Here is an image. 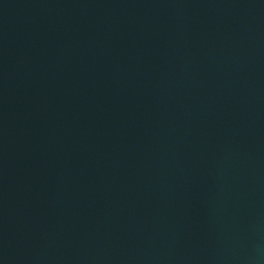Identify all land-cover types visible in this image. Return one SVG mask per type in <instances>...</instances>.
<instances>
[{
	"label": "water",
	"instance_id": "1",
	"mask_svg": "<svg viewBox=\"0 0 264 264\" xmlns=\"http://www.w3.org/2000/svg\"><path fill=\"white\" fill-rule=\"evenodd\" d=\"M0 264H264V0H0Z\"/></svg>",
	"mask_w": 264,
	"mask_h": 264
}]
</instances>
